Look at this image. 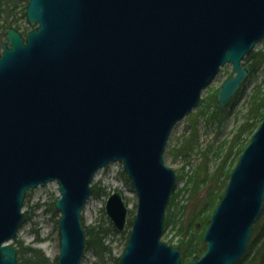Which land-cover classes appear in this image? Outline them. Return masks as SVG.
Returning <instances> with one entry per match:
<instances>
[{
	"label": "water",
	"instance_id": "water-1",
	"mask_svg": "<svg viewBox=\"0 0 264 264\" xmlns=\"http://www.w3.org/2000/svg\"><path fill=\"white\" fill-rule=\"evenodd\" d=\"M31 29L0 41V264H18L11 244L26 193L57 184L56 264H81L82 214L96 173L120 163L137 198L117 264H181L164 241L176 175L164 162L176 123L230 64L216 95L224 109L251 73L243 58L264 39V0H28ZM264 202V114L232 168L186 264H235ZM104 211L127 223L120 192Z\"/></svg>",
	"mask_w": 264,
	"mask_h": 264
},
{
	"label": "rangeland",
	"instance_id": "rangeland-1",
	"mask_svg": "<svg viewBox=\"0 0 264 264\" xmlns=\"http://www.w3.org/2000/svg\"><path fill=\"white\" fill-rule=\"evenodd\" d=\"M25 4L24 0L18 2L17 18L20 17ZM17 24L24 30L29 29L25 18H19ZM253 50L264 51V39L256 44ZM232 74L230 64H225L220 68L214 79L203 89L197 107L176 123L166 143L164 162L175 172L176 187L169 199L170 201L173 196L175 197L171 207V213L174 215L165 227L161 240L172 247L179 248L178 243L189 240V235L194 233L191 227L188 228L190 229L188 233L184 235L178 229L182 224L184 228L186 227L191 210L195 205L193 199H188V189L193 185L191 180L198 165L202 162L203 153H205L206 166L209 171H213L219 162L220 156L224 154L226 147L231 142L233 134L249 116L253 89L258 86L260 93L258 96L264 97L263 61L260 67L254 73H251L240 86L237 94L232 99V103L222 109L220 113H212L214 111L213 96L216 99L222 81ZM260 113H263V110H260ZM211 114H215V118H211ZM192 121L194 122L193 126ZM257 121H259V117L255 123ZM193 127L195 130H193ZM247 137L248 135L246 137L242 136L240 144H245ZM93 184L103 188L106 193L104 192L103 195L98 196L92 195L86 203L82 214L84 228L99 224L103 226L111 224L104 211L105 201L111 193L120 192L128 209L125 228L128 231V221L133 219L136 212L137 198L129 180L122 171L121 164L117 162L110 163L100 169L93 179ZM203 194V190L198 192L199 197H202ZM57 198L58 190L55 182L30 190L27 201L25 198L22 208L24 213L23 223L16 236L24 246L40 248L50 260H53L58 254V213L55 210L52 211L54 209V206L52 209V205ZM181 206L186 207L185 210H182ZM126 233L122 234V231L110 232L104 240L112 249V255L115 258L123 251ZM94 261V254L86 249L81 264H93Z\"/></svg>",
	"mask_w": 264,
	"mask_h": 264
},
{
	"label": "trees",
	"instance_id": "trees-1",
	"mask_svg": "<svg viewBox=\"0 0 264 264\" xmlns=\"http://www.w3.org/2000/svg\"><path fill=\"white\" fill-rule=\"evenodd\" d=\"M20 1L21 0H0V37L2 28L6 26H13L22 32L26 31L17 23L19 18H25V6L28 0H24L26 4L21 11L20 17L17 18L16 9L17 4ZM243 61L245 64H248L251 67V72L254 73L264 61V51L253 50L243 58ZM253 90V94L251 95V104L249 106V116L233 134L231 142L226 147L224 154L220 156L219 162L217 163L214 170L209 171L208 167L206 166L205 153H203L204 157L202 162L198 165L193 174L194 177L191 180L193 185L188 189V199H193L195 205L191 210L192 212L186 225L187 230L182 224L180 225L178 231H182V235H184L188 233V230H190L188 228L191 227V229H193L194 233L196 234L193 233L192 235H189V240L185 242L180 241L178 243V247L181 250L182 264H186L191 260L199 258L205 251L203 235L208 226L212 212L224 192L232 168L235 166L241 152L247 145L252 132L262 119V115L264 113V97L258 96V94H260L258 86ZM212 100L214 103V111L212 113H220L221 110L215 106L214 96ZM260 110H263V113H260ZM215 114H211L210 117L215 118ZM249 117H251V119H249ZM258 117L259 121L255 123ZM193 125L194 122L192 121V126ZM193 130H195L194 127ZM247 135V142L243 145L240 144L242 141V136L246 137ZM201 190L204 191V194L202 197H199L198 192ZM104 192L105 191L103 188L97 187L96 184L92 185V195H103ZM27 197L28 193L25 197L26 201ZM174 198L175 197L173 196L169 201L167 214L165 216V227L170 221V218H172L174 215L171 213V207L173 206ZM53 206L54 204L52 205V209ZM185 208L186 207L181 206L182 210H185ZM54 210L55 209L52 211L54 212ZM131 221L132 220L128 221L129 227L131 226ZM128 231H122V234L127 232L124 247L127 242ZM110 232L117 233L111 224H107L106 226L99 224L90 228H85L86 249L90 250L95 256V261L93 264H117L120 255L115 258L112 255V249L110 246L104 242L107 234ZM12 244L16 249L18 264H56L57 262V257H55L53 260H50L40 248L24 246L17 237L13 239ZM247 263L264 264V202L261 213L252 226L251 236L247 248L240 260L235 264Z\"/></svg>",
	"mask_w": 264,
	"mask_h": 264
},
{
	"label": "bare ground",
	"instance_id": "bare-ground-1",
	"mask_svg": "<svg viewBox=\"0 0 264 264\" xmlns=\"http://www.w3.org/2000/svg\"><path fill=\"white\" fill-rule=\"evenodd\" d=\"M87 215V214H86ZM87 217H88V215H87Z\"/></svg>",
	"mask_w": 264,
	"mask_h": 264
}]
</instances>
